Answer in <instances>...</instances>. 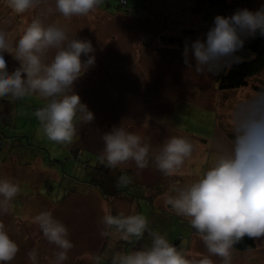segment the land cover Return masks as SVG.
<instances>
[{
	"label": "rangeland",
	"instance_id": "374dc122",
	"mask_svg": "<svg viewBox=\"0 0 264 264\" xmlns=\"http://www.w3.org/2000/svg\"><path fill=\"white\" fill-rule=\"evenodd\" d=\"M169 3L172 16L160 0H155L153 8L149 0H127L126 5L104 0L97 10L120 12L129 22L118 35L108 27L107 16L97 14L94 20L88 18L90 13L63 17L56 11V0H43L19 16L11 12L6 0H0V31L6 33L13 55L19 38L36 18L45 27L63 29L69 40H90L95 49L94 67L73 86L94 114V121L77 123L71 145H57L43 135L33 115L45 104L39 95L16 101L0 99V180H11L20 188L8 213L0 214V222L19 247L10 264H31L28 253L33 249L38 253L37 264H52L58 250L33 220L43 211H51L68 229L73 248L64 264H96L97 256L99 264H111L116 252L131 253L136 246H150L147 233L132 242H123L114 229L109 230L111 235H101L105 231L102 218L109 214L145 216L149 228L175 243L178 250L184 251L188 239L195 237L189 219L177 215L167 200L176 195V189L201 177L215 165L223 149L230 148L233 112L242 102L264 93V69L251 77L246 87L222 91L216 74L198 75L185 67L184 44L203 38L215 16H231L240 8L255 11L264 0ZM168 25L181 35L177 45H169L161 38L169 36L157 33V27ZM156 38H161L160 44H155ZM56 51L50 49L44 62L50 63ZM4 58L9 72L19 67L12 55L5 53ZM121 123L149 145L150 157L172 136L190 140L193 155L171 177L163 175L151 160L143 170L134 162L108 168L99 159L103 135ZM121 176L128 177L130 183L118 186ZM254 243L252 250L234 249L231 264H264V240Z\"/></svg>",
	"mask_w": 264,
	"mask_h": 264
},
{
	"label": "clouds",
	"instance_id": "9594fccd",
	"mask_svg": "<svg viewBox=\"0 0 264 264\" xmlns=\"http://www.w3.org/2000/svg\"><path fill=\"white\" fill-rule=\"evenodd\" d=\"M7 7L19 16L37 8L43 0H6ZM104 0H56V11L63 17L87 16ZM264 37V5L252 11L237 9L231 16L217 15L203 38L186 40L182 53L187 69L198 75H215L241 57L248 38ZM56 49L54 58L45 63L43 57ZM19 62L9 72L4 54ZM83 57V59H82ZM95 65V49L90 40L71 39L56 26L45 27L39 18L33 19L18 40L15 54L6 33L0 31V99L23 100L39 95L44 106L33 113L43 135L57 145L68 146L77 134V123H92L94 114L75 93L74 84L82 74ZM234 139L230 148L223 149L215 163L194 182L176 189L167 203L177 215L188 218L191 227L203 242L208 256L189 259L188 254L171 244L158 231L149 228L143 215H105L101 223L111 235L114 229L120 239L141 240L145 233L150 246L131 253L116 252L111 264H214L210 256L219 257L222 264H231L234 246L245 237L264 240V93L239 104L232 115ZM104 147L100 162L108 168L134 162L137 169L149 166L150 160L165 176L177 174L185 161L193 155V143L172 136L154 156L140 135L126 130L121 123L103 135ZM118 186H126V176L118 178ZM20 191L11 180H0V214H7L10 203ZM44 238L58 251L52 264H64L73 243L67 227L54 218L51 211H43L34 218ZM19 247L0 222V264H10ZM31 264H37L38 253H28ZM99 264L100 257H94Z\"/></svg>",
	"mask_w": 264,
	"mask_h": 264
},
{
	"label": "trees",
	"instance_id": "16d2710c",
	"mask_svg": "<svg viewBox=\"0 0 264 264\" xmlns=\"http://www.w3.org/2000/svg\"><path fill=\"white\" fill-rule=\"evenodd\" d=\"M217 1L219 2V0H212V2ZM237 55L241 57L239 62L230 64L220 73L216 74L215 78L219 90L223 91L246 87L248 80L264 69V37L257 35L255 38H248L245 41L243 50L237 53ZM192 232L193 234L195 233L193 228ZM254 247V240L245 237L240 243L234 246V249L244 252L252 250Z\"/></svg>",
	"mask_w": 264,
	"mask_h": 264
},
{
	"label": "crops",
	"instance_id": "0c3cea01",
	"mask_svg": "<svg viewBox=\"0 0 264 264\" xmlns=\"http://www.w3.org/2000/svg\"><path fill=\"white\" fill-rule=\"evenodd\" d=\"M149 1H150L151 7L153 8L154 5H155V0H149ZM160 1H164V8H165L166 11H169V13H170L169 15L170 16L174 15V13H172V10L170 11V5H169L170 4L169 2H171L173 0H160ZM179 1H182V2L184 1L185 2L187 0H179ZM154 12H156L155 8H154ZM97 14L98 15L107 16L106 23H107L108 27L110 29L116 31L115 33L118 34V35L120 33L123 34V30L125 29V27H127V25H129L128 20L125 19V18H122L120 12L117 13V14H114V13H106L105 14L101 10H96L94 12H91L89 14L88 18L91 19V20L92 19L94 20L95 17L97 16ZM164 15H165L164 18H166V13H164ZM160 16L162 17V13L160 14ZM113 20H114V23H113ZM159 25H162V24L159 23ZM159 25L156 24V26H159ZM157 30H158L157 33H161L164 36H169L168 38H166V37H161V38L164 40V42L167 40L168 44L171 45V46L177 45L178 41L180 40L179 37L181 35L180 34H174L175 30L173 28H171L169 25H168L167 28H164V29L157 27ZM190 31H193V30H188V32H190ZM115 36H117V35H115ZM154 36H158V34H155ZM161 38H159L160 41H161ZM159 40L156 38L155 39V44H160ZM180 46H182V43L179 44V47ZM128 86L129 85L126 84L125 88L128 89ZM194 236H195L194 238H192L190 240L188 239L187 247H185V250H184V252L188 254V258L189 259H200L203 256H208L209 254H208L207 249L205 248L202 240L197 235H194ZM179 240L183 241L184 239H183V237L180 236ZM135 244H138V242H136ZM138 248L141 249L142 247L136 246L135 250L136 249L138 250ZM126 253H128V252H126ZM210 258L213 260L214 264H222V260L219 257L210 256Z\"/></svg>",
	"mask_w": 264,
	"mask_h": 264
},
{
	"label": "built area",
	"instance_id": "2783aa9c",
	"mask_svg": "<svg viewBox=\"0 0 264 264\" xmlns=\"http://www.w3.org/2000/svg\"><path fill=\"white\" fill-rule=\"evenodd\" d=\"M120 1V3L121 4H123V5H125L126 4V0H119ZM173 245H175L176 247H177V245L176 244H173Z\"/></svg>",
	"mask_w": 264,
	"mask_h": 264
}]
</instances>
